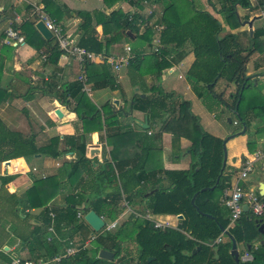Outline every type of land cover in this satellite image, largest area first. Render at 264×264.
<instances>
[{
    "label": "trees",
    "instance_id": "16d2710c",
    "mask_svg": "<svg viewBox=\"0 0 264 264\" xmlns=\"http://www.w3.org/2000/svg\"><path fill=\"white\" fill-rule=\"evenodd\" d=\"M54 1L42 0L45 6L43 9L48 17L58 25L68 11L57 7ZM121 1H127L132 7L139 10H143L141 4L144 1L160 3L162 6V16L157 18L154 23L162 27L159 33V53L156 54L153 51L155 58H151L152 68L155 70L152 71L158 79L161 71L171 65L164 59V56L169 55L171 50L180 49L189 42L193 47L194 60L187 71L186 78L191 83L194 94L204 100L209 110L213 106L225 107L234 113L239 123L245 127H248L245 109L249 108L252 111L259 109V112H264L263 101L247 102L248 96H255L256 93H249L254 85L252 78L246 74V65L249 59L262 50L260 41L262 31H255L251 45L245 47L240 43L237 34L221 35V22L209 12L195 10L189 5L192 8L191 12L185 11L188 14H183L185 0L178 2L175 0H104L103 3L106 8L110 9ZM219 1L220 10L218 13L223 15V23L230 30H234L241 25L236 12L237 6L252 9L251 1L254 0ZM256 1L260 6L263 0ZM132 13L133 11L123 13L120 10H115L106 14L99 11L93 16V13L77 12L75 16L80 19L77 45L95 55H106L111 45L122 43L133 36L135 39L143 38L153 50L155 44L152 41L156 33L155 30L152 26L143 25L145 20L139 13L134 12L135 14L129 20ZM170 14L174 16L171 17ZM35 23L36 18L33 17L21 26L13 22L11 27L20 30L24 44L37 51L43 49L46 64L56 66L62 52L54 40L47 42L40 36L35 29ZM98 25L102 27V37L96 30ZM135 48V46L130 48V59L126 66L132 84H135V76L140 78L143 73L141 53ZM12 51L13 47L2 44L0 49V104L4 102L8 92L7 89L1 87L2 68L5 61L11 58ZM148 59L150 60V57ZM93 62H86L82 69L86 75L87 84L92 85V88L95 89L98 82L94 81L97 78H94L95 74L91 72V69L96 68ZM55 75V72L52 73V77ZM102 77L101 83L103 84H100L99 87H108L107 83L110 82L111 77L109 78L106 71L102 73ZM25 83L29 86L27 93H30L33 85L30 80ZM52 84L54 83L51 79L45 80L41 77V87L48 89ZM14 90L19 93L17 87H14ZM42 91L45 92L43 88ZM155 91H159V89L155 88ZM53 97L77 115L84 125V133L91 130L98 132L104 127L105 130L117 128L119 130L117 135L120 134L121 123L118 115H121L120 113L124 110L112 112L110 106L106 104L100 113L87 94L82 91V84L78 80L60 85ZM251 99L254 98L251 97ZM129 107L154 119L160 118L163 112L176 110V102L172 94H159V96L145 98L135 96ZM177 107L181 115L174 123L184 124L188 121L192 127L193 137L189 149L195 157V161L190 169L186 171L156 170L145 173L140 166L132 167L118 175L120 186L117 184L114 166L108 161H104L102 165L92 169L91 161L85 157V145L79 143V140L82 139L75 136L64 137L63 142L69 147L64 150H58L59 137L52 138L45 146L37 147L35 134L25 136L21 132L13 131L0 119V163L18 158H32L36 155L51 158H58L66 152L79 155L75 162L65 163L60 168L58 175L36 179L32 188L24 194L26 208L41 209V214L46 218L44 225L47 227L51 223L48 215L49 210L46 208L47 204L63 189L74 184L73 189L78 191L65 198L66 206H58L55 213L56 231L61 237H63L61 234L64 229L67 231L69 229L74 233L77 231L78 225L75 218L77 208L82 205L87 211L93 210L108 221H115L122 213L119 206L122 193L125 195L126 201L127 198L132 201L134 197H139L141 204L152 215L183 216V220L178 221L176 228L167 227L164 229H155L152 222L142 219L131 235V239L135 243L134 255L123 253V240L118 231H107L96 236L94 242L96 245L91 256H88V250H83L62 260L59 264H94L101 261L97 258V254L102 248L114 253L113 263L115 262V264H131V262L133 264H264V246L253 247V243L258 237L257 227L254 223L255 216L243 213L237 222L228 227V209L215 201L211 195L214 191L223 193L231 185V176L226 170H223L219 176L223 161V141L202 130L198 119L190 111L189 102L180 101ZM88 126L95 127V130H88ZM172 137L174 145L179 143V133L173 132ZM141 153L146 155L145 152ZM142 157L143 155L140 154L139 160ZM158 174L165 176L168 187L157 188V190H155L156 187H152L145 190L146 183L155 179ZM83 175L90 179L85 182ZM16 178L17 176H2L0 188H4L7 183H11ZM218 178L219 181L216 184ZM141 183H144L142 188L140 187ZM213 186L215 188L209 190ZM202 189L206 190L201 192ZM106 190L110 191L105 192ZM196 193L198 195L193 205L191 199ZM16 207L15 204L14 210ZM258 218H264V211L263 215ZM130 221L132 222V220ZM221 227L230 233L237 244L245 245L246 252L253 258L251 262H243L239 259V262L236 263L230 255L231 242L229 240L213 248L208 246L221 234L225 235L220 230ZM34 234L32 235L33 239L37 236ZM103 241L109 242L111 246L102 247L101 242ZM53 245L52 249L56 253L58 248ZM250 246L251 248L248 249ZM198 247L199 251L193 254V250ZM149 258L152 259L148 263Z\"/></svg>",
    "mask_w": 264,
    "mask_h": 264
},
{
    "label": "crops",
    "instance_id": "0c3cea01",
    "mask_svg": "<svg viewBox=\"0 0 264 264\" xmlns=\"http://www.w3.org/2000/svg\"><path fill=\"white\" fill-rule=\"evenodd\" d=\"M103 1L55 0L54 2L57 7L60 9L64 8L70 13L65 14L58 25L68 36L77 40L80 24V19L75 16L77 12H89L93 13L94 16V13L99 11L105 12L106 14L115 10H120L123 13L134 11V7L127 1L118 2L110 9L105 7ZM175 1L178 2L179 0ZM251 2L253 5L252 9H244L237 6L236 12L241 21V25L234 30H230L223 23V15L218 13L220 10L219 0H198L197 9L195 10H202L212 14L222 24L221 35L227 33L237 34L240 43L245 47L251 45V39L255 31L263 32L260 37L262 50L249 59L246 65V74L254 82V88L249 93H256L255 96H248L247 102L257 103L263 101L264 104V15L261 16L259 14V3L256 0ZM29 3L45 8L42 0H0V22L4 26L0 31L1 47L5 38L4 34L11 27V23L14 22L16 25L21 26L24 22L34 17ZM154 4L161 6L160 3ZM161 10L163 12V9ZM162 12L158 16H154L153 14L152 20L156 22L157 18L162 16ZM173 16L171 15V17ZM246 22L252 23L251 30L245 25ZM96 30L102 37L101 25H98ZM153 38V41L159 38V34L157 35L156 32ZM134 40V37H130L129 40H124L122 43L113 44L109 48L108 54L98 55V58L93 62L96 68L91 69V72L96 76L94 78H97L94 81L98 82V86L94 89L90 85V95L87 94L90 101L100 110V113H102V108L106 104L110 106L112 112H117L120 109L124 110V112L120 113L121 115H118L121 123L119 135H117L119 133L117 128L105 130L104 127L98 132L91 130L88 133H84V125L77 115L69 107L61 105L53 97L57 90H59L60 85L77 80L81 74L80 66L72 57L64 55L60 56L56 66L46 64L43 49L37 51L26 44L13 47L11 58L5 61L4 67L2 68L1 74L3 75L1 77V83L2 87H5L8 92L5 95L2 108H0V119L11 130H19L25 136L35 134L37 147L45 146L49 144L52 138L59 137L58 150H64L69 148L63 142L64 137L75 136L82 139L79 140V143H84L85 157L91 161L92 169H96L104 161H108L114 166L118 186H120L118 175L132 167L140 166L142 167L141 170L145 171V173L156 170L186 171L190 169L195 161V157L189 149L193 137L192 127L188 121L184 122V124L174 123L181 115L177 107L180 101L190 103V111L198 119L204 132L222 141L227 140L229 136L240 133L243 130V125L239 123L234 113L222 106H213L209 110L204 100L194 94L191 83L186 78L187 71L194 60L192 53L193 47L189 42L182 48L171 50L169 55L164 56V59L170 62L171 65L161 71L159 79L152 71L154 68H152L151 58H155V54L153 53L151 45H148V51L143 46H135V50L141 53V59L143 60V63H141L143 73L141 76L139 75L140 78L137 75L135 76V84L131 83L126 67L115 71L106 60L108 57L112 58L124 55L125 47L129 46L131 49L133 48L128 41ZM149 57L150 60L148 59ZM158 59L161 60L162 58ZM104 71L108 73L111 79L107 83L108 87H99L100 84H103L101 80H103L102 73ZM54 72L56 75L52 77V73ZM41 77L45 80L51 79L54 84L50 85L48 89L41 87ZM28 80L33 85L30 93H27L29 86L25 83ZM258 86L261 87L260 91L257 89ZM14 87L19 89L20 94L14 90ZM42 88L45 92L42 91ZM155 88H158L159 91H155ZM159 94H172L176 102V110L163 112L160 118L153 119L149 115L140 111H134L129 107L135 96L145 98L148 96H159ZM251 97L254 99L252 100ZM56 110H59L61 113L62 116L60 118L55 114ZM259 111V109H255L254 111L249 108L245 109L248 127H245L244 134L235 135L234 138L226 141V165L224 168L230 174V184H232L246 162H252V171L249 174L253 173L255 165L258 164L257 175L250 177L248 174L243 182L245 190L256 194L258 197H260V184L264 183V112ZM145 121L148 125L147 129L142 128V124ZM231 127L236 128V132H231ZM87 129L95 130V127L88 126ZM173 132L180 134L179 143L176 145L172 142ZM141 152H145L146 155ZM140 154L143 157L139 160ZM78 156L77 153L66 152L58 158L36 155L32 158L10 160V164L7 166L8 172L17 173L10 174L9 176H17V178L11 183L6 184L4 188H0V231L2 230L4 232L3 236L0 235V264H13L15 258L33 262L47 260L56 255H64L68 249H78L79 251L77 253L88 250V256L92 255V250L95 248L93 243L96 239L88 243L90 239L88 229L92 232L93 230L83 221V217H77L78 212H81L84 216L82 211L85 208L84 205L77 208L75 219L78 227L77 231L72 234L73 236L64 235L67 229L62 230L61 235L63 237L56 231L54 221L56 209L58 206L65 207V198L74 195L78 191L73 189L74 184L63 189L59 195H56L47 204L46 208L49 210L48 215L51 219V223L47 227L44 225L46 218L41 214V209L26 208L24 199L25 192L32 188L36 179H44L49 176L58 175L60 168L65 163L75 162ZM26 162L29 166L31 164L30 168L26 166ZM0 171L1 174L8 173L6 170L4 172L2 170ZM1 174L0 178L2 177ZM83 178L85 182L90 179V177H84V175ZM143 185L144 183H141L140 187L142 188ZM152 187H156L155 190L157 188H167L168 182L165 176L158 174L155 179H151L146 183L145 190ZM214 188L215 186L209 190H213ZM229 188L223 193L214 191L211 194L213 199L224 206L223 200ZM109 191L106 190L105 192ZM125 203L127 205L126 207H124ZM15 204L17 205L16 210H14ZM119 206L122 209V213L113 222L99 215L105 223L100 233L107 232V225L114 224L113 229L116 228L118 223L124 218H128V222L134 230L142 219H147L150 222L158 221L167 223L171 228H176L178 225L179 220H177V216L150 214L145 209V206L141 204L139 197H134L132 201L127 198L126 201L125 195L122 193ZM243 206L247 207L245 202ZM2 226L4 227L3 229ZM11 227L15 228L13 233L10 232ZM69 231L71 233V230ZM79 232L86 236L83 245H78V241H75V237ZM33 234L37 235L35 239H33L34 236L32 237ZM92 236L96 238L97 235H94L93 232L91 234ZM226 240L229 239L223 234V241L221 243H224ZM261 240V238L257 237L253 243V247L258 248L264 246L261 245ZM79 241L82 244V241ZM52 244L58 248L56 253L52 249ZM101 244L102 247L108 248L111 246L107 241H103ZM133 244L135 246L134 242ZM236 245L239 259L243 262H251L253 258L246 252L245 245L242 243H236ZM5 247L7 248L6 250L3 249ZM250 248L251 246L248 247V249ZM100 250L106 249L102 248ZM123 253L130 254V252L126 251H123ZM134 254L132 253L131 255ZM245 254L248 255L247 259L244 258ZM149 259L151 261L152 258ZM100 260L94 264H115V262L113 263V259L111 261Z\"/></svg>",
    "mask_w": 264,
    "mask_h": 264
},
{
    "label": "built area",
    "instance_id": "2783aa9c",
    "mask_svg": "<svg viewBox=\"0 0 264 264\" xmlns=\"http://www.w3.org/2000/svg\"><path fill=\"white\" fill-rule=\"evenodd\" d=\"M30 9L32 12V15L36 18V23L41 21L45 27L51 32L53 36V40L56 42L59 50L62 52V55L72 57L76 63L81 68V74L78 76L77 80L82 84V91H84L86 94L90 95V86L87 84V78L85 73L83 72L82 67L86 62L94 61L98 58V55H95L93 53L87 52L85 49L79 47L77 45V41L70 36H68L63 29L55 24L45 13L44 9L42 7L36 6L35 4L29 3ZM154 5H150L152 7L151 9H148V15L141 17L145 20L144 26H152L155 32H157V35L162 30V27L159 25H155V21L153 19V9ZM261 15H264V0L262 1V4L259 6ZM140 13L139 11H133L131 16L129 17V20H131L132 15L135 13ZM3 44L10 45L11 47L16 46H22L24 44V39L20 35L19 29H13L12 27H9L5 32V38L3 40ZM154 53H159V38H156L154 40ZM125 54L119 55L116 57H108L106 60L115 71L120 70L122 67H126L129 63L130 59V47H125ZM257 158V157H256ZM5 169L8 167L5 166ZM5 171V170H4ZM35 171V170H34ZM252 171V162L248 161L244 164L241 172L237 175L233 183L231 184L229 191L227 195L225 196L223 200L224 206L229 211V225L228 227L232 226L235 222H237L244 213L243 211V205L244 202L247 205L248 213L251 216L260 217L263 215L264 211V203L262 202L261 198L258 197L256 194L252 192H247L244 188L243 182L247 178L248 174ZM126 203L124 204V207H126ZM51 215V214H50ZM53 217V215H51ZM78 218H82L83 215L81 212H78L77 214ZM153 227L155 229H164L169 227L168 224L153 221ZM114 227V224L107 225L106 231H109L111 228ZM95 240V236L90 237L88 240V243H91ZM223 241V234L218 236L215 240L210 242L208 245L213 247L218 244H220ZM78 249H68L66 250L65 254L63 255H56L50 259L47 260H40L37 262L29 261V260H22L15 258L13 261V264H55L61 262L63 259L74 255L78 252ZM247 254H245L244 258L247 259Z\"/></svg>",
    "mask_w": 264,
    "mask_h": 264
},
{
    "label": "water",
    "instance_id": "95a60500",
    "mask_svg": "<svg viewBox=\"0 0 264 264\" xmlns=\"http://www.w3.org/2000/svg\"><path fill=\"white\" fill-rule=\"evenodd\" d=\"M245 25H247L248 28L251 30V26H252L251 22H246ZM35 29L37 30V32L40 34V36L45 41L49 42V41L53 40V36H52L51 32L45 27V25L41 21H39V22H37L35 24ZM132 37L133 36H131V38ZM55 114L59 118L62 116L61 113L59 112V110H56ZM142 128H144V129L148 128V125H147L146 121L142 124ZM245 129L246 128L243 125V130L240 133H237V134L229 136L227 138V140H229L231 138H234L235 135L244 134ZM227 140L223 141V161H222V167H221V171H220L219 176H221V174H222V172H223V170L225 168V165H226V147H225V143H226ZM90 154H92V152H90ZM4 164L6 166H9L10 161H6ZM218 180H219V178L217 179L216 182H218ZM205 190L206 189H202L201 192H203ZM197 195H198V193L194 194V196L191 199V204L194 205V201H195V198H196ZM259 195L262 198V202L264 203V183L260 184ZM82 211L84 213L83 221L93 230L94 233H100L101 230L103 229L104 225H105L104 220L97 213H95L92 210L87 211L84 208ZM197 211L200 213V211L198 209H197ZM243 211H244V213H248L247 207H244ZM206 216L207 217H211L209 215H206ZM176 218H177V220H183V216L182 215H178ZM254 223H255V225L257 227L258 237L262 239L261 240V245H264V218L255 217L254 218ZM220 230L225 233V235L228 237L229 241L231 242L230 255L232 256L234 261L236 263H238L239 262V254H238V250H237L236 241L230 235V233L227 232L226 230H224L222 227L220 228ZM4 249L6 250L7 248L5 247ZM199 249H200L199 247L196 248L195 250H193L192 253L196 254L197 251H199ZM98 257H99V259H103V260H106V261H111L113 259V257H114V253L110 252V251H107V250H100L99 253H98ZM148 262H150V259L148 260Z\"/></svg>",
    "mask_w": 264,
    "mask_h": 264
},
{
    "label": "rangeland",
    "instance_id": "374dc122",
    "mask_svg": "<svg viewBox=\"0 0 264 264\" xmlns=\"http://www.w3.org/2000/svg\"><path fill=\"white\" fill-rule=\"evenodd\" d=\"M185 5H184V9L182 10V12H183V14H188L189 12H191V10H192V8L191 7H193L194 9H197V5H198V0H185ZM142 6H143V10H139V9H137V8H134V11H139L140 13V15H142V16H147L148 15V9H151L152 10V7H150V5H154L153 6V9L155 10L154 12H153V14H154V16H158L159 15V13L160 12H162V8H161V6H156V4H154V3H150V2H146V1H144L142 4H141ZM191 7H190V6ZM185 11H188V13L187 12H185ZM259 14L261 15V13L259 12ZM153 16V15H152ZM261 16H263V15H261ZM2 21V20H1ZM4 26H2V22H0V31L2 30V28H3ZM128 42H130V46H132V47H134V46H143L147 51L149 50V48H148V42L147 41H144V39L143 38H141V37H137L134 41H128ZM154 41H152V43H153ZM154 45V44H153ZM7 46H10V45H7ZM1 47V46H0ZM2 75L3 74H1V77H2ZM1 80H2V78H1ZM6 84V83H5ZM253 85H254V82H253ZM1 87H2V83H1ZM2 88H5V87H2ZM257 88V87H256ZM259 91H260V89H261V87H259L258 86V88H257ZM208 100H209V98H207ZM0 108H2V103L0 104ZM21 129V128H20ZM14 131V130H13ZM17 132H20L19 130L17 131ZM231 132H236V128H232L231 127ZM45 143V142H44ZM25 164V163H24ZM27 164V165H26ZM26 166H28L29 168H30V166H31V164H30V166L28 165V163L26 162ZM6 165L4 164V163H0V170H2L3 172H4V170H6L7 172H8V168L7 169H5L4 167H5ZM257 168H258V164H256L255 165V170L253 171V173L252 174H249L250 175V177L251 176H256L257 175V173H258V170H257ZM26 169H27V167H26ZM28 170V169H27ZM26 170V171H27ZM14 173H17V172H8L7 174L6 173H4V174H1V171H0V174L2 175V176H4V175H6V176H9L10 174H14ZM8 184V183H7ZM4 227L2 226V229H3ZM14 230H15V228L14 227H11L10 228V232H14ZM110 232H119L120 233V237L122 238V240H123V243H122V248H123V250L124 251H126V252H130V255L133 253L134 254V252H135V246H134V244H133V242L131 241V235H132V233L134 232V229L131 227V225L129 224V222H128V218H124L122 221H120V223H118V225H117V227L116 228H111L110 230H109ZM1 232V236H3L4 235V232H2V230L0 231ZM74 232H71L70 233V231L68 230V231H65L64 232V235L65 236H67V235H70L71 236V234H73ZM88 234H90V236L89 237H91V234H93V232L92 231H90L89 229H88ZM99 233H94V235H98ZM73 236V235H72ZM79 240H81L82 241V244L80 243V241ZM86 240V236H84V235H82L81 234V232H79L78 233V235L75 237V241L77 242V244L78 245H83V242ZM93 245H96V243H93ZM4 249V248H3ZM128 254V253H127ZM97 258L99 259V257H98V254H97ZM111 263V262H110Z\"/></svg>",
    "mask_w": 264,
    "mask_h": 264
},
{
    "label": "bare ground",
    "instance_id": "6f19581e",
    "mask_svg": "<svg viewBox=\"0 0 264 264\" xmlns=\"http://www.w3.org/2000/svg\"><path fill=\"white\" fill-rule=\"evenodd\" d=\"M167 224V223H166ZM64 260V259H63ZM60 263V262H59ZM59 263H55V264H59Z\"/></svg>",
    "mask_w": 264,
    "mask_h": 264
}]
</instances>
